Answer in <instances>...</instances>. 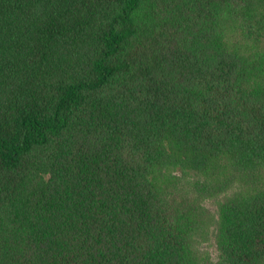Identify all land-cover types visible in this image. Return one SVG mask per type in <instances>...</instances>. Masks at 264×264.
<instances>
[{
    "label": "trees",
    "instance_id": "trees-1",
    "mask_svg": "<svg viewBox=\"0 0 264 264\" xmlns=\"http://www.w3.org/2000/svg\"><path fill=\"white\" fill-rule=\"evenodd\" d=\"M0 264H264V0H0Z\"/></svg>",
    "mask_w": 264,
    "mask_h": 264
},
{
    "label": "rangeland",
    "instance_id": "rangeland-1",
    "mask_svg": "<svg viewBox=\"0 0 264 264\" xmlns=\"http://www.w3.org/2000/svg\"><path fill=\"white\" fill-rule=\"evenodd\" d=\"M236 192V185L220 191L204 177L194 174L181 177L176 187L170 185L167 197L172 205L197 213L200 228L196 229L194 245L198 251L196 255L200 257L198 260L215 259L219 206L233 198Z\"/></svg>",
    "mask_w": 264,
    "mask_h": 264
}]
</instances>
